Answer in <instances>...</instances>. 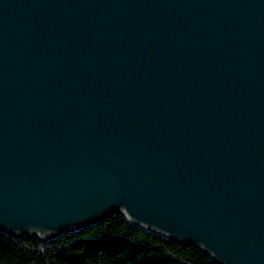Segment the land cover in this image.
Listing matches in <instances>:
<instances>
[{
	"label": "water",
	"instance_id": "water-1",
	"mask_svg": "<svg viewBox=\"0 0 264 264\" xmlns=\"http://www.w3.org/2000/svg\"><path fill=\"white\" fill-rule=\"evenodd\" d=\"M116 213L264 264V0H0V231Z\"/></svg>",
	"mask_w": 264,
	"mask_h": 264
},
{
	"label": "trees",
	"instance_id": "trees-1",
	"mask_svg": "<svg viewBox=\"0 0 264 264\" xmlns=\"http://www.w3.org/2000/svg\"><path fill=\"white\" fill-rule=\"evenodd\" d=\"M0 264H218L193 245H179L130 224L121 213L46 241L0 231Z\"/></svg>",
	"mask_w": 264,
	"mask_h": 264
}]
</instances>
